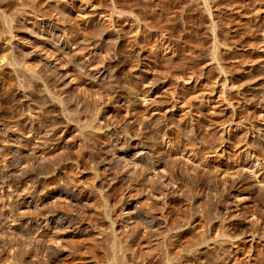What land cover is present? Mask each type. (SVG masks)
<instances>
[{
    "label": "rangeland",
    "instance_id": "374dc122",
    "mask_svg": "<svg viewBox=\"0 0 264 264\" xmlns=\"http://www.w3.org/2000/svg\"><path fill=\"white\" fill-rule=\"evenodd\" d=\"M0 264H264V0H0Z\"/></svg>",
    "mask_w": 264,
    "mask_h": 264
},
{
    "label": "bare ground",
    "instance_id": "6f19581e",
    "mask_svg": "<svg viewBox=\"0 0 264 264\" xmlns=\"http://www.w3.org/2000/svg\"><path fill=\"white\" fill-rule=\"evenodd\" d=\"M202 1V0H201ZM178 5V4H177ZM161 7V6H160ZM179 7V6H178Z\"/></svg>",
    "mask_w": 264,
    "mask_h": 264
}]
</instances>
